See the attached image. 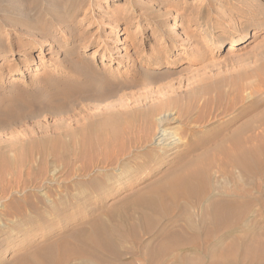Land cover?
<instances>
[{
    "label": "rangeland",
    "instance_id": "374dc122",
    "mask_svg": "<svg viewBox=\"0 0 264 264\" xmlns=\"http://www.w3.org/2000/svg\"><path fill=\"white\" fill-rule=\"evenodd\" d=\"M11 1L0 0V169L6 164L15 166L17 180L6 188L3 184L4 192L0 189V264H15L96 222H103L113 233L110 251L101 252L100 261L84 255L66 264H264V125H256L258 164L253 178L235 171L236 186L210 170L206 202L151 216L146 223L139 221L134 208L125 210L124 221L120 216L111 220L109 215L119 210L121 201L134 199L163 179L174 165L173 154L163 155L155 149L139 169L133 165L123 170L94 169L69 178L63 168L53 164L50 154L53 148L64 145L66 150L68 143L79 139L80 127L89 115L90 101H83V96L90 93V82L81 69L95 70L93 74L91 69V81L105 80L107 70L115 81L139 78L142 70L137 58L150 54V48L163 51L162 43L167 41L165 53L171 64H163L158 71L167 69L169 73L150 82L125 85L116 97L102 96L107 101L95 106L109 107L135 97L142 101L128 103L127 108L140 106L146 111L171 92L178 96L179 104L188 105L194 92L204 94L209 88L208 96L214 97L219 88L225 96L223 107L228 109H215L214 116L208 117V128L202 131L216 137L230 134L251 116L264 119V0H84L78 22L65 36L61 30L62 43L55 46L51 39L42 45L29 44L26 34L39 40L36 31L49 23L53 8L69 7L80 0ZM87 5L90 13L85 17ZM181 20L185 23L179 26ZM174 23L179 27L172 29ZM204 26L215 28L216 38H202ZM80 36L84 41L70 48ZM239 37L241 43L227 53L229 44ZM175 38L185 39L189 45L169 49ZM17 44L25 49L16 53ZM73 49L77 54L72 60L79 70L65 58ZM161 86L170 92L144 96ZM61 90L66 91L64 98L58 97ZM66 95L68 100H64ZM56 100L59 106L52 104ZM231 101H235L233 105ZM196 111L191 110V119L179 117L175 111L168 114L175 120L169 124L173 129L167 131L172 134L166 143L179 138L176 144L183 149L189 130L183 133L180 125L193 120ZM160 136L133 153L140 156L160 148ZM10 177L7 174L6 181ZM103 183L106 187L99 189ZM236 188L238 197L223 194ZM213 199L236 200L241 205L220 223L208 213Z\"/></svg>",
    "mask_w": 264,
    "mask_h": 264
},
{
    "label": "bare ground",
    "instance_id": "6f19581e",
    "mask_svg": "<svg viewBox=\"0 0 264 264\" xmlns=\"http://www.w3.org/2000/svg\"><path fill=\"white\" fill-rule=\"evenodd\" d=\"M164 1L167 2L169 0ZM83 7L84 0H80V2L77 1L69 7L57 6L53 8V11L48 14L49 23L43 24V26L38 28L36 31L35 37H39V40H35L33 37L34 34L28 32L26 34L28 43L42 45L48 39H51L50 41L54 46L56 44L59 45V43H62L60 40L61 30H63V36H65L73 29V26L78 22L76 21V18L79 15V12L83 10ZM86 11L88 12L85 17L90 13L89 5H87ZM185 20L187 21V19ZM188 21L192 20L189 19ZM183 22L181 20V24L178 25H184L185 22ZM178 25L175 23L172 24V29H176L179 27ZM212 25L216 26V23L214 22ZM213 29L215 28L209 30L204 26L202 28L204 36L202 38H205V36H213L216 38L213 33ZM80 38L82 40H77L78 42H75V40L72 41L70 48H73L72 46H77L79 43L84 41V37L80 36ZM167 42L162 43L163 51L150 48V54L138 55L139 58L137 59L139 62L137 61L136 64L142 70L141 75L139 74V78H128L122 82L119 81L120 79L115 81L113 75H111L110 71L107 70V73L103 75L104 78H106L105 80L102 82L97 80L91 81L92 68L89 67V72H87L86 69H81L82 73L86 74V79L90 82L88 89L90 93L87 96H83V101H90L88 102L90 104L86 108L89 115L85 118L80 127V130L82 131L79 139L68 143L65 146L66 150L63 145L58 148L59 151L54 148L50 151L53 164H55L56 167L63 168L68 178L72 176L87 175L94 169L105 171L114 169L123 170L128 168L130 165L136 167L134 169H139L146 162V158H149V156L156 153L155 149H158V153L163 155H174L172 161L174 165L171 163L173 165L171 167V171L167 173L163 179L150 184V187L147 186L148 188L145 192L134 197V199H130V201H121L122 203L119 210L112 212L109 215V219L111 220L116 218V216H120L124 221L125 210L134 208V212L138 214L139 221L146 223L151 216L164 215L174 210L184 211L188 209L193 202H204L207 199V196H209V192L211 190L209 186L210 170H214L215 173L221 176V179L224 181L226 180V182L229 180L233 181L236 186L238 184L234 177L235 171L238 173H244L251 178L257 174L258 135L256 134V125H264L263 118L261 119V117L251 116V118H248L243 124L235 127L230 134H221L218 136L220 134L219 133L217 135L218 137H214L213 133L207 134L205 131H202L203 129L208 128L209 125H206L209 122L208 117H212V113L215 109H220V112H222L221 109H228V107H223L225 96L219 88L215 89L214 97L208 96L210 92L208 87L204 94H202L203 91L194 92L191 94L192 96L189 97L191 100L188 105H183V103L179 104V100L177 99L178 96L173 95L172 92L168 93L170 92L168 87L161 86L153 91H148L149 96H144L153 98L155 97L153 94L160 95L163 92L168 94H165L166 97L164 100H157V104L146 111L139 108L140 106H138V108L134 106L135 108L133 109L127 108L129 105L128 103L131 104L133 102L138 103L142 101V98L138 99L135 97H129L125 100L122 99L109 107L97 108L95 106L98 103L107 101V99L116 97V95L121 91V88H124L125 85L133 86L144 80H149L148 82H150L153 79L156 80L164 77L163 73H169L167 69L163 71V73L158 71L162 68L163 64H171L168 59V55L165 53L168 49ZM240 43V37L233 40L229 44L227 53L234 51L235 46ZM172 44L173 45L170 46L171 48H169L171 50L179 44L182 46H188L189 42L185 39L180 41L175 38ZM16 47L18 48L16 53H18L19 50L22 51L25 49L22 44H17ZM72 51L73 53L68 51V53L65 54V58L69 62L70 66L72 65L71 67H73L74 70H79L77 65L72 60L77 53L74 49ZM162 52L165 55L164 57ZM186 53L187 55L191 54L190 52ZM106 54H109V51H106ZM108 57L111 59V56ZM110 59L109 61H111ZM142 64H145L144 69ZM92 73H95L94 69H92ZM71 87L74 88L73 86ZM65 93L66 91L61 90L58 93V97L64 98ZM102 96L108 98L101 100V98H103ZM203 96L208 97L203 99L202 103H198ZM68 99L69 97L66 95L64 100ZM234 102L235 101H231V105H233ZM52 104L59 106L60 103L56 100ZM212 106L215 108H212ZM192 109L195 111L197 110L196 117L193 120H185L186 125H180V128H183L181 129L183 133H186L185 131L189 130L186 142L182 145L183 149H180V145L176 144L180 141L179 138H174L173 141L166 143L167 139L171 138L170 136L172 134L168 133V130L173 129V127L169 124L175 120V118L169 117L168 114L175 111L177 116H186L187 119H191L192 117L190 116V113ZM219 113L217 114L219 115ZM119 119L123 122L121 123ZM191 123H198L200 125H190ZM119 125H121V127H119ZM176 129L180 130L179 128ZM213 131H215V129H213ZM160 133V141H162V144H160L162 146L160 148L155 147L154 149H150L146 151V153L137 156L136 153H139V149L144 148V145L149 143L155 138V135ZM244 133H247L246 137H243ZM134 151L136 152L135 154L133 153ZM156 158L158 157L156 156ZM12 167L15 166L6 164L5 168L0 169V189L3 192L6 190L4 189L6 188V185L10 186L17 180L14 178L17 174L14 173ZM29 168L32 169L31 167ZM5 173L6 175L9 174L11 176L10 179H8L10 181H6ZM3 184H5L4 188L2 187ZM106 185L107 184L105 183L101 184L99 189L105 188ZM238 192V188H236L233 193L225 191L223 194L226 197L232 194H235V196L238 197ZM3 194L5 195V193ZM240 205L241 204L236 200L227 201L224 199H213L208 203V213L212 215L216 222L220 221V223H222V220L236 213V211L240 208ZM111 233L112 232L108 229L106 224L103 222H96L88 229L82 228L66 240H61L60 242L55 243V246L52 245L48 248H42L41 250L34 251V253L28 257H22L15 264H66L70 259H76V257L84 255H88L94 260L96 259L97 261H100L102 259L101 252L110 251L111 236L113 234Z\"/></svg>",
    "mask_w": 264,
    "mask_h": 264
}]
</instances>
